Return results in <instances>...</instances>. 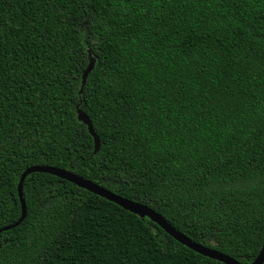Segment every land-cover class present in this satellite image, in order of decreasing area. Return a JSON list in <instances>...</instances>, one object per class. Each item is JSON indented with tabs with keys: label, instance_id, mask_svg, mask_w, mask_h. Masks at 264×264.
I'll return each instance as SVG.
<instances>
[{
	"label": "trees",
	"instance_id": "trees-1",
	"mask_svg": "<svg viewBox=\"0 0 264 264\" xmlns=\"http://www.w3.org/2000/svg\"><path fill=\"white\" fill-rule=\"evenodd\" d=\"M34 164L250 263L264 241V0H0V228ZM22 197L0 264H224L53 174H27Z\"/></svg>",
	"mask_w": 264,
	"mask_h": 264
},
{
	"label": "water",
	"instance_id": "water-1",
	"mask_svg": "<svg viewBox=\"0 0 264 264\" xmlns=\"http://www.w3.org/2000/svg\"><path fill=\"white\" fill-rule=\"evenodd\" d=\"M94 64V60H90L86 68L84 69L82 75H81V85L79 92L82 91L83 85L85 83L87 74L92 69ZM77 113V119L80 120L82 123H84L87 126V129L94 140V150L95 153L99 148V139L97 134L95 133L93 126L90 122V119L88 116L77 107L76 109ZM32 172H46L49 174H53L59 178L65 179L67 181L72 182L78 187L84 188L98 196H101L109 201H112L122 208L137 214L139 217L144 218L147 217L151 221L155 222L158 226H160L168 235H170L172 238H174L177 242L185 245L186 247L194 250L195 252L202 254L204 256H207L209 258L218 260L224 264H242L233 257L224 254L216 249L210 248L208 246L198 244L196 242H193L190 238H188L185 234L180 232L179 230L175 229L173 226H171L158 212L154 211L149 206L141 203L136 202L133 200H130L128 198H124L116 193H113L112 191L86 179L81 176H78L70 171H67L65 169L51 166V165H42V164H34L26 167L23 172L20 175V179L18 182L17 190L21 205V215L18 218L16 222L10 225H6L4 227L0 228V231L8 229L12 226H15L19 224V222L24 218L26 214V205L25 201L22 197V183L25 178V176ZM248 264H264V241L261 245V248L259 249L257 255L254 257V259L248 263Z\"/></svg>",
	"mask_w": 264,
	"mask_h": 264
}]
</instances>
